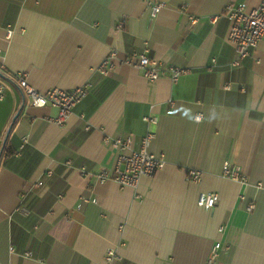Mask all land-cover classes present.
Segmentation results:
<instances>
[{"label":"crops","instance_id":"0c3cea01","mask_svg":"<svg viewBox=\"0 0 264 264\" xmlns=\"http://www.w3.org/2000/svg\"><path fill=\"white\" fill-rule=\"evenodd\" d=\"M262 1L0 0V264H109L110 248L121 258L112 264H209L217 246L216 264H264V40L232 67L225 16ZM150 2L165 4L156 18ZM146 50L192 72L149 82L124 63ZM18 74L42 93L92 85L59 126V109L33 107ZM149 131L162 171L136 190L94 178L117 167L107 140L133 136L139 149ZM227 162L247 181L224 177ZM210 193L218 205L199 207Z\"/></svg>","mask_w":264,"mask_h":264},{"label":"built area","instance_id":"2783aa9c","mask_svg":"<svg viewBox=\"0 0 264 264\" xmlns=\"http://www.w3.org/2000/svg\"><path fill=\"white\" fill-rule=\"evenodd\" d=\"M150 7L152 18H156L165 7V4L150 2ZM225 16L233 23L229 41L237 52V57L232 63V67L237 68L241 66L244 60L251 56L260 42L264 40V0L257 8L249 12L244 3L229 5L225 11ZM211 20L213 22L217 21L216 18ZM124 24L125 22L120 23L118 28L122 29ZM14 32L15 30L12 26L7 27V36L9 39L13 36ZM117 58L118 54L116 52L111 54L101 67L102 74L107 75L112 70ZM1 59L2 49L0 48V64ZM124 63L139 70L144 78L152 83L163 78H170L171 81L177 82L182 76L192 72V68L178 67L171 65L169 61L163 62L152 58L149 50L129 55L124 60ZM0 73L6 75L1 68ZM16 78L19 86L30 98L33 107H55L59 109L58 117L53 120L59 126H63L74 113V110L88 97L92 85L86 84L73 91L54 88L42 93L29 84L24 74H18ZM3 92V87L0 86V98L3 97ZM144 122L148 125H157L159 119L156 116H148L144 118ZM155 137V133L149 131L142 139L139 149L135 148V137L133 136L126 138L120 137L112 142L107 140V143L119 151L117 167L113 171H102L95 175L94 178L101 183L114 181L122 189L133 188L136 190L143 177H153L166 166L164 157L151 151V143ZM28 143L29 138L23 137L20 148L23 149ZM81 174L86 177L92 176L86 169H82ZM223 176L237 182L247 181L241 174L240 169L229 162L224 165ZM189 181L192 183H201L202 173L191 170L189 172ZM81 200L88 202L90 199L84 196ZM219 201L220 197L217 193L202 194L198 205L203 209L212 210L218 205ZM253 208L254 206L251 205L249 210L251 211ZM17 212L23 216H29L31 214L30 210L22 205L17 209ZM218 248L219 246L213 249V256L209 264H216L215 258ZM11 250L14 251L15 249L13 248ZM26 256H29V253H26ZM120 259L116 248H110L107 251V263L112 264Z\"/></svg>","mask_w":264,"mask_h":264},{"label":"trees","instance_id":"16d2710c","mask_svg":"<svg viewBox=\"0 0 264 264\" xmlns=\"http://www.w3.org/2000/svg\"><path fill=\"white\" fill-rule=\"evenodd\" d=\"M20 146H21V144H20ZM7 151H8V152H11V149H8ZM11 154L13 155V152H12Z\"/></svg>","mask_w":264,"mask_h":264}]
</instances>
